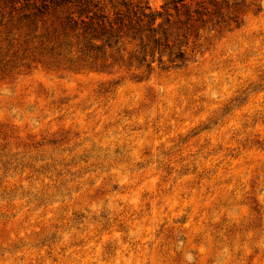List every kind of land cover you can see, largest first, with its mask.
<instances>
[{"label": "rangeland", "instance_id": "374dc122", "mask_svg": "<svg viewBox=\"0 0 264 264\" xmlns=\"http://www.w3.org/2000/svg\"><path fill=\"white\" fill-rule=\"evenodd\" d=\"M185 3L210 14L179 69L0 23V264H264V0Z\"/></svg>", "mask_w": 264, "mask_h": 264}, {"label": "trees", "instance_id": "16d2710c", "mask_svg": "<svg viewBox=\"0 0 264 264\" xmlns=\"http://www.w3.org/2000/svg\"><path fill=\"white\" fill-rule=\"evenodd\" d=\"M186 0H169L155 11L145 0H0L6 41L24 51L62 57L91 68L135 63L151 69L158 59L169 68L185 67L191 39L204 14Z\"/></svg>", "mask_w": 264, "mask_h": 264}]
</instances>
